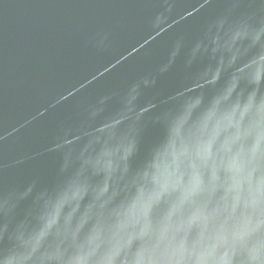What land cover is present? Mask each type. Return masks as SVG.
Wrapping results in <instances>:
<instances>
[{
  "label": "clouds",
  "instance_id": "obj_1",
  "mask_svg": "<svg viewBox=\"0 0 264 264\" xmlns=\"http://www.w3.org/2000/svg\"><path fill=\"white\" fill-rule=\"evenodd\" d=\"M154 3L160 37L176 0ZM92 46L112 53L111 32ZM75 107L56 178L0 191V264H264V32L222 18L191 45L177 32L155 72Z\"/></svg>",
  "mask_w": 264,
  "mask_h": 264
},
{
  "label": "water",
  "instance_id": "obj_2",
  "mask_svg": "<svg viewBox=\"0 0 264 264\" xmlns=\"http://www.w3.org/2000/svg\"><path fill=\"white\" fill-rule=\"evenodd\" d=\"M154 10V0H0V191L53 181L60 123L78 121V102L155 72L177 32L191 45L218 18L264 32V0H176L174 27L160 37L147 30ZM102 30L114 39L106 55L92 46ZM184 76L175 66L148 97L166 96Z\"/></svg>",
  "mask_w": 264,
  "mask_h": 264
}]
</instances>
